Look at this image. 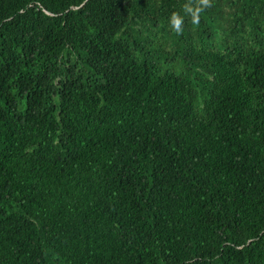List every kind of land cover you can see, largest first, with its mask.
I'll use <instances>...</instances> for the list:
<instances>
[{"label":"trees","instance_id":"trees-1","mask_svg":"<svg viewBox=\"0 0 264 264\" xmlns=\"http://www.w3.org/2000/svg\"><path fill=\"white\" fill-rule=\"evenodd\" d=\"M199 4L0 0V264H264V0Z\"/></svg>","mask_w":264,"mask_h":264},{"label":"clouds","instance_id":"clouds-1","mask_svg":"<svg viewBox=\"0 0 264 264\" xmlns=\"http://www.w3.org/2000/svg\"><path fill=\"white\" fill-rule=\"evenodd\" d=\"M210 6V0H200V4L197 7H192L191 5L185 6V13L190 14L192 17V22L194 24L199 23L200 13L204 11L205 8ZM170 24L172 29L177 33L182 32L183 17L178 14H173L170 19Z\"/></svg>","mask_w":264,"mask_h":264},{"label":"bare ground","instance_id":"bare-ground-1","mask_svg":"<svg viewBox=\"0 0 264 264\" xmlns=\"http://www.w3.org/2000/svg\"><path fill=\"white\" fill-rule=\"evenodd\" d=\"M247 16H248V15H247ZM248 20H250V21H251V19H250V18H249ZM228 34H229V33H228ZM240 39H241V38H240ZM234 40H235V39H234ZM234 40H233V41H234Z\"/></svg>","mask_w":264,"mask_h":264}]
</instances>
